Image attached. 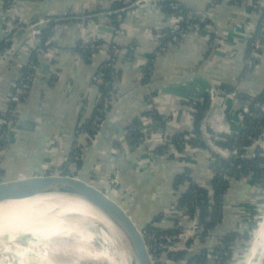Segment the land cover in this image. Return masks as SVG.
<instances>
[{
	"label": "crops",
	"instance_id": "crops-1",
	"mask_svg": "<svg viewBox=\"0 0 264 264\" xmlns=\"http://www.w3.org/2000/svg\"><path fill=\"white\" fill-rule=\"evenodd\" d=\"M132 1H16L24 18L44 12L53 19L64 20H59L61 28L55 33L54 40L57 50L52 58L45 60L38 54V62L44 65L38 71L41 77L30 87L27 100L20 109L18 123L29 122L32 127L23 129L13 126L12 141L0 150V175L3 179L62 170L61 163L69 154L77 123L93 111L96 93L90 82L96 75L97 65L101 64L108 46L112 44L132 48L129 55L127 51L119 54L115 64L118 76H115L114 85L120 89L122 100L113 112L110 110L98 145H88L86 160L80 163L77 172L100 177L111 175L114 164L111 156L116 151L113 168L118 173L117 181L142 198L159 215L177 199L172 180L186 169V162L193 163L196 179L206 180L209 172L207 152L199 153L196 160L191 152L177 154L175 148H170L164 153H155L154 149L168 135L192 129L193 116L189 113L185 115L187 110L183 102L209 94L211 85L220 91V87H233L234 90L243 82H255L254 89L264 94L263 79H259L264 78L263 51L259 68L253 76L247 78L248 75H242L247 37L258 25L259 13L253 10L250 0H179L188 10L205 15L207 23L200 26L198 33H190L177 47L157 52L159 45L151 33L169 28L170 22L154 2L116 14L128 8ZM4 2L0 0V45L5 37ZM118 5L123 7L118 8ZM116 29L121 30L119 36L115 34ZM211 39L216 43H212ZM99 42L101 45L97 47ZM82 43L87 45L84 51L93 50L96 53L93 58L89 55L87 61L82 54L78 55ZM151 55L154 56L152 60L149 59ZM24 60L20 58L18 62ZM146 69H149L148 82H142ZM196 74L207 79L184 78ZM17 75L15 64H0V113L7 108L5 101ZM258 75L261 76L256 78ZM144 84L152 88L149 87V91L140 89ZM146 95L154 96L152 103L144 100ZM80 106L84 107L83 113L79 111ZM239 107V101L235 99H218L208 110L209 118L222 126L220 131L223 133L232 132L238 125ZM153 109L164 118L163 124L153 120L155 136L137 150L119 148L120 132L133 118ZM171 111H176L177 115L166 119L164 114ZM259 194L258 188L246 180L230 184L223 198L226 209L222 211L217 234L226 235L238 230L240 219L257 201ZM175 221L174 213L160 221V225L171 229Z\"/></svg>",
	"mask_w": 264,
	"mask_h": 264
},
{
	"label": "built area",
	"instance_id": "built-area-1",
	"mask_svg": "<svg viewBox=\"0 0 264 264\" xmlns=\"http://www.w3.org/2000/svg\"><path fill=\"white\" fill-rule=\"evenodd\" d=\"M17 0H5L3 3L5 8V16L3 18L4 23V44L10 43V46L3 51L0 52V61L2 60L3 55L8 52L13 45V35L15 32L19 30H27L31 26L27 24L26 18L22 17L20 14L21 7L16 2ZM120 2L121 0H116ZM164 1L167 0H155L154 3L158 4V7L162 9V4ZM167 5L171 9V13L169 15H165V18L170 22V30L173 32L172 37L168 42L161 45L159 41L156 39L158 36H155L151 33L153 40L159 45L158 49L159 52H164L169 48L177 47L180 45L186 37L190 33H198L200 26L198 24L189 25L186 28L182 26V24L189 19H196L199 24L205 25L207 23V17L203 14L197 13L196 11L188 10L179 0H170ZM61 25L59 23L53 24L50 28L46 29L42 34H40L36 41L33 40L31 36H28L22 41L20 48L16 51L14 57L12 58L10 64H15L18 68V75L17 79L14 82V85L11 88L10 93L7 96L5 101L6 103V110L0 113V150L4 149L5 144L7 145L8 142L12 141V127L18 124V116L20 113V109L22 108L23 104L27 100V93L32 86L40 77L41 74L38 72L43 68V63H33L31 60V54L34 51H41L42 59L50 60L57 50L54 46L55 40V33L59 31ZM262 31L264 32V23L262 25ZM255 29L248 34L247 42L250 43L252 47V51L250 53L249 58L244 60L245 69L243 76L248 75L249 73H254L259 68V65H253L251 58L261 60L262 59V50L264 49V41L260 40L258 37H253V33ZM46 36H44V34ZM115 34L119 36L121 34L120 29L115 30ZM212 45V43H211ZM96 47V46H95ZM118 46H113L110 50L111 55H105V63L106 65L113 61V57L118 56L121 53H126V49H119ZM84 49H87V45L82 43L79 46V54ZM97 49V47L95 48ZM94 49V50H95ZM130 49H132L130 47ZM95 51H91L90 58H93L95 55ZM20 58H25L24 62H18ZM103 67V66H102ZM101 65H97L96 75L92 77V81L90 84L95 89V102L93 111L90 113L88 117L81 118L80 121L77 123L76 129L74 131V136L72 140V144L70 147L69 154L65 157L64 161L61 163L62 172H77L78 169V162H84L85 154L88 145L93 144L95 138L97 137L99 130L94 134H88L87 131L82 128L84 120L91 119L92 127H99L102 125L104 119L108 116L110 110L116 105L114 102L116 99L119 98L121 95L120 89L112 85L108 89V92H104L103 88H106L107 83L104 81L103 76L100 74V69L102 68ZM148 86L147 84H144ZM218 90V89H217ZM147 91V90H146ZM149 91V89H148ZM251 98L256 97L257 94L251 93L248 91L247 93ZM210 95V93H209ZM116 96V97H115ZM219 98L222 99H235L238 101V92L232 91L230 93L219 91ZM211 100V98H210ZM200 103L204 101L199 97L198 100ZM197 101V102H198ZM249 101L248 102H239L240 107L238 109L237 114V124L239 125L244 116L249 114ZM194 107V105H193ZM81 113L84 111V107L80 106L79 111ZM194 111V110H193ZM93 114H95L93 116ZM104 117L101 120V117ZM139 118V132L143 135V142L140 146L133 148L129 146L128 142V133L126 129H123L118 138V145L119 148H130L131 150H137L139 147H142L149 139L154 137V133H152V125L153 119L147 116H140ZM221 125H217L216 123H211L209 120L204 119L200 125V132L202 133V137L205 139L207 146L209 147V151H206L209 154V172L206 180L196 179L194 177V170H193V163L188 161L185 163V168H187L186 176L188 177L190 182L197 184L200 187H205L209 190L208 192V201L212 204V196L213 191L212 188L209 187V183L216 177L220 176L224 181H227L230 184L234 183L236 180L229 177L226 172H224L221 168L217 167V163L219 162L218 159H230L231 157H243L246 156L249 159H253L256 157H263L264 158V130L261 132L259 136H257L253 143V148L249 147L245 150L244 154H239L237 150H231L226 146L217 145L216 142L222 141V139L218 137L210 138V135L207 134V131H213L215 133H223L220 131ZM225 133H231L227 131ZM191 136V135H189ZM196 135H193V138H196ZM2 140V141H1ZM5 141V142H4ZM162 141V140H161ZM4 142L5 144H1ZM162 143V142H161ZM160 143V144H161ZM258 147L259 150H256ZM199 151L202 149L198 147L186 146L183 152H191L193 156L198 160ZM182 152V153H183ZM178 153L177 154H182ZM216 155V157L214 156ZM116 151L115 154H112L111 161L114 162L116 160ZM1 163V158H0ZM113 164V167L115 165ZM216 165V166H215ZM112 167L111 175L107 176L108 180L118 182V173L117 170ZM97 167H95L96 169ZM251 173V172H250ZM253 174V173H251ZM0 179H3L0 175ZM189 182H183L179 187H176V196L177 199L182 197V195L187 191ZM205 185V186H204ZM256 187V186H254ZM226 194V193H225ZM224 194V196H225ZM264 194V193H263ZM223 196V197H224ZM176 199V200H177ZM260 199V198H259ZM257 199V200H259ZM174 201L171 206L165 209L161 215H159V223L160 221H164L169 218L172 214L175 213L176 215V223L171 229L161 227L162 229V237L164 240L165 247L169 254V259L171 264H185V260L176 261L174 255L178 252H184L193 256L194 255H201L202 251L205 250L204 255L206 256L207 263L206 264H228L222 256L226 255L225 253V242H223L224 235H218L217 229L219 224L212 229L211 231H205L204 226L201 225L200 222V205L197 204L196 200H192L191 202L181 203L180 201ZM225 206L223 205L222 211L225 210ZM240 226L238 227L239 233H245L249 230L248 222L250 221L247 219L245 223V218L242 217ZM173 232H170V231ZM203 235H205L203 237ZM228 249L233 251V245L228 246ZM235 249V248H234ZM236 253V252H234ZM239 253H236L238 255ZM233 262V260H230ZM188 264V263H187ZM193 264V263H192Z\"/></svg>",
	"mask_w": 264,
	"mask_h": 264
},
{
	"label": "bare ground",
	"instance_id": "bare-ground-1",
	"mask_svg": "<svg viewBox=\"0 0 264 264\" xmlns=\"http://www.w3.org/2000/svg\"><path fill=\"white\" fill-rule=\"evenodd\" d=\"M100 202L98 208L71 194L2 202L0 247L12 255V264H72L70 258L82 257L107 264H137L138 237L131 219L117 203ZM261 219L244 264L263 254L264 215ZM8 260L0 257V264H11Z\"/></svg>",
	"mask_w": 264,
	"mask_h": 264
},
{
	"label": "trees",
	"instance_id": "trees-1",
	"mask_svg": "<svg viewBox=\"0 0 264 264\" xmlns=\"http://www.w3.org/2000/svg\"><path fill=\"white\" fill-rule=\"evenodd\" d=\"M252 2L253 10L259 13V22L258 25L255 27V32L253 33V37H258L260 40L264 41V32L262 31V25L264 23V0H250ZM170 0L164 1L162 4V12L164 15H169L172 11L170 7L167 5ZM118 8L123 7L122 5H118ZM199 24L196 19H189L188 21L184 22L182 26L186 28L189 25ZM47 33L44 34L46 36ZM155 36H158L156 39L161 43V45L165 44L170 40L173 35V32L168 28H162L158 31H154L152 33ZM101 43H97L96 46H100ZM10 43L0 45V52L4 49L8 48ZM114 45H109L107 48V55H111V48ZM119 49H124L122 47H117ZM127 54H131L130 48H126ZM159 49H157V52ZM252 51V47L250 43L247 42L246 44V54L245 58H249L250 53ZM91 51H81V54L87 61L89 58ZM113 61L106 65V61H103L100 69V74L103 76L104 81L107 83L106 88L101 87L104 92H108V89L115 84V76L117 72L115 71V64L117 61V56L113 57ZM154 58L153 55L149 57L150 60ZM31 60L33 63H38V53L37 51L32 52ZM253 65L259 64L260 60L251 58ZM151 66V64L149 65ZM149 69L145 70V77L142 82H148V71ZM261 73V72H260ZM118 76V75H117ZM253 76V73H249L247 78ZM258 75L256 78L260 77ZM260 77L259 79H261ZM264 79V78H263ZM221 91L230 93L233 90L232 88L227 87H220ZM240 90V89H239ZM248 92H244L240 90L238 93V101L239 102H250L249 103V114L244 116L243 121L236 125L233 128L231 133H215L213 131H207V134L210 135V138L218 137L222 139V141L216 142L217 145L226 146L231 150H237L239 154H244L245 150L249 147L253 146L254 140L257 136L261 134L264 130V94L257 92L256 97L251 98ZM154 98L153 95H146L145 101L152 103V99ZM201 99L204 101L203 103H196L194 105V116H193V126L192 129L189 131H183L180 133H174L172 135H168L165 137V141H162L161 144L155 147V153H164L170 148H175L178 152L182 153L185 150L186 146L198 147L202 150L209 151V147L206 144L205 139L202 137V133L200 132V125L205 119L206 115L208 114V110L210 107V96L209 94L201 95ZM187 105V104H185ZM193 108V106H192ZM95 114H93L94 116ZM143 116L151 117L155 121H159L160 124H163V116L159 114L156 109L152 111H146L143 113ZM101 120L104 117L100 116ZM139 118L135 117L132 119L131 123L127 125L124 129L127 130L128 133V142L129 146L136 148L140 146L143 142V135L138 130ZM88 134H94L99 130V127H92L91 119L84 120L83 126ZM191 135V136H189ZM193 135H196V138H193ZM2 141V140H1ZM5 142V141H4ZM2 142L1 144H5ZM256 150H259L258 147ZM154 152V151H153ZM216 157V155L214 154ZM219 162L217 163V167L221 168L226 174L231 177L232 179L238 180H246L249 184L256 186L259 190V193H264V158L263 157H256L253 159H249L246 156L243 157H231L230 159H218ZM80 163L78 162V166L80 167ZM216 166V165H215ZM187 168L184 171L175 176L172 180V188L176 190V187H179L183 182L188 181V189L187 191L180 197L179 201L181 203L191 202L192 200H196L197 204L200 205V222L201 225L204 226L205 231H211L221 222L222 220V206H223V196L229 188V183L224 181L220 176H216L210 183L209 187L212 188L213 196H212V204L208 201V192L209 190L205 187H200L193 182H190L188 177L186 176ZM253 174H251V173ZM249 222L247 223L249 227L256 228L255 222H251V218H249ZM246 223V222H245ZM255 230V229H254ZM170 232H173L172 230ZM247 232V231H246ZM239 233V231L231 232L223 236V242H225V253L222 258L228 262V264H233L230 261L232 257V253H243L244 247L242 245L243 241L248 240L247 233ZM205 235H203L204 237ZM233 245L235 248L234 251L228 249V246ZM201 255H194L190 256L184 252H178L174 255L176 261L185 260V264H206L207 259L204 255L205 250H201Z\"/></svg>",
	"mask_w": 264,
	"mask_h": 264
},
{
	"label": "water",
	"instance_id": "water-1",
	"mask_svg": "<svg viewBox=\"0 0 264 264\" xmlns=\"http://www.w3.org/2000/svg\"><path fill=\"white\" fill-rule=\"evenodd\" d=\"M150 2H154V0H141L125 10L142 7ZM122 11H117L116 14H120ZM59 20L49 17L48 13L44 12L40 15L33 14L27 16L26 22L31 27L27 30L22 29L14 33V43L10 50L3 55L0 64H10L25 38L31 36L36 41L40 34L53 24L59 23ZM262 51L264 52V49ZM38 54H41V51H38ZM259 72H261L260 69ZM194 77L204 78L199 74L188 75L184 78L186 80H192ZM207 82L211 84V81L208 80ZM261 82L264 84V81ZM255 85H257L255 82H243L240 87L235 86L236 88L234 90L238 93L240 90L244 92H246L245 90H256L255 93L257 94L258 92L259 94V89H254ZM149 87L152 88L151 85H148L140 89L145 91ZM210 98L212 100L211 106H213L219 98V91L215 85H211ZM117 105L119 104H116L111 109L112 112L117 108ZM108 117L109 115L100 126L99 133L93 143L94 146H97L99 143L102 131L107 125ZM16 126L18 128L29 129L32 127V123H18ZM48 194L81 196L87 202L92 203L96 207L98 206V208L102 207V202L100 201L105 199L121 205L125 214L127 213V216L135 226L133 231L135 230L138 237V241L135 243L137 264H171L162 237L159 214H156L142 198L119 182H114L94 174L62 171L36 172L18 178L0 179V203L25 200ZM102 210L107 211V208L104 207Z\"/></svg>",
	"mask_w": 264,
	"mask_h": 264
},
{
	"label": "rangeland",
	"instance_id": "rangeland-1",
	"mask_svg": "<svg viewBox=\"0 0 264 264\" xmlns=\"http://www.w3.org/2000/svg\"><path fill=\"white\" fill-rule=\"evenodd\" d=\"M122 1V0H121ZM139 1H141V0H134V1H132V3H130L129 5H128V8L129 7H131V5H135L136 3H138ZM155 1V0H154ZM123 11L125 10V9H122ZM170 26L171 25H169V28H170ZM168 28V29H169ZM212 35H214V34H212ZM187 38V37H186ZM213 39V38H212ZM212 39H211V41H212ZM217 41V40H216ZM212 43H216L215 41H212ZM246 59V58H245ZM103 61H105V57L103 58V60H102V62ZM101 62V63H102ZM263 79V77L261 78V80ZM260 80V81H261ZM263 81H264V79H263ZM246 92H248L249 90H245ZM210 92V91H209ZM251 93H253V94H256L255 93V91H251ZM116 96H119V99H116L114 102L116 103V104H119V101H121L122 99V95H116ZM115 96V97H116ZM210 96V95H209ZM154 99V98H153ZM152 99V100H153ZM218 99H220V98H218ZM199 97H195V98H193V99H187L185 102H183L184 104H187L188 106L190 105L191 107H188L187 105H185V109L187 110V111H185V115H186V113H189L190 115H192V116H194V113H195V111H193L194 110V107L192 108V106L193 105H195L196 103H200L199 101ZM223 100V99H222ZM198 101V102H197ZM218 101V100H217ZM219 102H220V100H219ZM211 104H212V100H210V107H209V109H211ZM162 114H164L163 112H162ZM164 115H166L165 117H166V119H167V117H170V119L172 118V116L174 115V116H176L177 115V113H176V111H171V112H168L167 114H164ZM187 116H188V114H187ZM190 118V117H189ZM205 119H207V121L209 120L211 123H213V120H211L212 118L210 117L209 118V114H208V116L207 117H205ZM138 127H139V124H138ZM137 127V128H138ZM152 133H154V128H153V131H152ZM155 136V135H154ZM149 142V141H148ZM148 142H146V144L148 143ZM145 145V144H144ZM202 151H205V150H202ZM202 151H199L200 153H202ZM206 152V151H205ZM104 153L102 152V154L101 155H103ZM105 179H107V176L106 177H104ZM253 191H254V189H252ZM254 193H256V191H254ZM258 195H256V197H257ZM256 197H255V200H256ZM260 198V199H259ZM257 199H259V200H257L251 207H250V209L248 210V211H246L247 213H246V215H244L243 217L245 218V222L247 221V219H249V218H251V222H255L256 223V225H255V227L256 228H249V230H247V235H248V240L247 241H243L242 242V245H243V247H244V249L245 250H243V253H241V254H238V255H236L235 256V254L236 253H232V257L230 258V260H233V264H244V260L247 258V256H248V252H249V248H250V245H251V242H252V240L254 239V237H255V235H256V230H258L259 229V225H260V223H261V218L263 217V215H264V194L263 193H260L259 194V196L257 197ZM225 206V205H224ZM223 207V206H222ZM224 208H226V207H224ZM160 218V217H159ZM255 229V230H254ZM22 245H26L25 244V242H22L21 243ZM263 249H264V246H263ZM235 249H234V247H233V251H234ZM11 256L12 255H10V253L9 254H7L4 250H3V248L2 247H0V257H7V258H9V260H8V262L9 263H11L12 264V259H11ZM65 259V258H64ZM63 259V260H64ZM65 260H67L68 261V259L66 258ZM70 262L72 263V264H107L106 262H104V261H99V260H93V259H89V258H77V261H72V259L70 258ZM254 264H264V250H263V254L259 257V258H255L254 259V262H253ZM252 263V264H253Z\"/></svg>",
	"mask_w": 264,
	"mask_h": 264
}]
</instances>
